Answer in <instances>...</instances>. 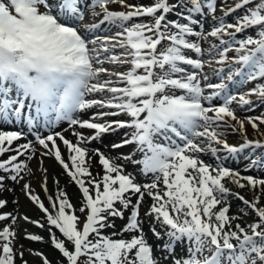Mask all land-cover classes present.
I'll list each match as a JSON object with an SVG mask.
<instances>
[{"label": "snow or ice", "instance_id": "obj_1", "mask_svg": "<svg viewBox=\"0 0 264 264\" xmlns=\"http://www.w3.org/2000/svg\"><path fill=\"white\" fill-rule=\"evenodd\" d=\"M102 26L109 31L99 35ZM202 41L209 47L202 48ZM205 66L218 83L211 82ZM261 81L264 0H234L219 7L217 0H0V123L26 124L31 130L41 122L50 129L67 121L75 142L50 131L36 135V143L45 149L42 156H54L81 193L78 209L59 189L55 197L48 196L46 207L24 183L23 191L46 224L23 219L49 233L59 253L57 264H161L143 230L140 208L148 197L144 217L165 230L164 259L170 264H264V179L224 166L225 160L250 150L246 170L264 168V155L253 158L256 150L264 153V138L247 134L248 125L260 132L264 113L240 118L233 107L252 110L249 97L264 104ZM228 82L256 83L247 92L231 94ZM120 116L126 119H108ZM77 128L92 131L85 135ZM124 128L130 131L112 147L135 145L141 159L133 154L112 158L84 146ZM228 133H239L242 142L230 144ZM22 136L0 130V157L16 153L0 160V171L17 183L28 168L18 158L31 152V160L37 151L31 142L13 148ZM57 139L67 149V160ZM204 153L217 163H207ZM92 157L98 158L103 175L91 172ZM117 159L141 166L152 182L138 183ZM4 179L0 176V188ZM226 182L254 190L252 198ZM41 187L48 193L46 176ZM230 198L242 203L240 214L230 215ZM6 203L0 199V208ZM126 212L125 225L104 234ZM8 219L15 224L17 217L0 214V221ZM150 231L161 238L156 227ZM123 233L131 238H114ZM15 238L11 226L0 230V264H15ZM25 238L44 241L36 234ZM34 254L51 264L42 253Z\"/></svg>", "mask_w": 264, "mask_h": 264}, {"label": "bare ground", "instance_id": "obj_2", "mask_svg": "<svg viewBox=\"0 0 264 264\" xmlns=\"http://www.w3.org/2000/svg\"><path fill=\"white\" fill-rule=\"evenodd\" d=\"M134 0H128L127 3H131ZM112 8L114 9H118L119 7L117 5H111ZM104 26H102L101 28H103ZM230 55H234V53H230ZM107 66V65H106ZM219 67L215 64L212 65V68H216ZM227 69V68H225ZM204 71L206 73H208L210 75V78H212L213 76H211V68L206 67L204 69ZM264 82V81H261ZM256 83V82H255ZM254 84L251 85H247L245 87L246 89H251L252 87L255 86ZM250 99H252L254 101L253 103V109H256V107H258V105L260 106V101L257 100L255 97H249ZM234 109L237 111V116L240 118H244L246 116H257V115H251L250 113L252 112V110H248L247 107H245L244 109H247L245 111H243L242 108H240L238 105H233ZM264 113V107L262 108ZM96 111V109H92L89 110L87 115H84L85 119L88 118L89 115H91L92 112ZM257 111V110H256ZM258 114H261L260 111H258ZM108 119H126V117L124 116H120V117H109ZM5 124V123H3ZM9 125L8 128L10 129H5V131H12V130H20L22 129V127L24 125L22 124H16V123H12V124H6V126ZM64 123L63 121L61 123H58L54 128H50L49 130H44L42 128V132L40 133V136H45L46 132H60L61 128H64ZM45 128V127H44ZM48 129V128H47ZM85 130L87 129H80L79 131H82L85 133V135H88L90 133L85 132ZM72 129L71 130H65L63 133L65 136H70L71 138H73L75 140V137L72 135ZM130 130L127 128L124 129H118L117 132H114L117 137L115 138V142L114 143H120L124 138H125V133L129 132ZM260 133H264V125L260 126V132H257L255 130H253L251 128L250 125L247 126V134L249 139H262L264 137H262L260 135ZM227 139L228 142L230 144H238L240 142H242V139L239 135V133H228L227 134ZM98 142L97 141H93L91 144H87L84 145L87 148H91L95 147ZM58 146L60 147V149H62V143L61 142H57ZM95 145V146H94ZM132 145H126L125 147L129 148ZM33 147L37 150L35 155L33 156V158L31 160L28 159V155H32L31 152H29L28 154L24 155V156H20L18 158V162H24L27 163L28 168L25 169L24 171L21 172V175L24 177V181L21 183V181L19 183L12 181L11 179L8 178L9 173L0 171V176L5 177L4 181H3V187L0 188V199L5 200L7 203L3 208H0V214L2 213H11V212H16L17 209H22V213L23 216L20 219V227L21 228V232L23 235V240L25 241V243L27 244L26 246H24L20 252L18 253V257L21 260H25L24 256L27 258L28 257V261L30 262V264H43L42 263V258L40 256L35 255V252H38L40 249H42V247H46L48 246L47 242H36V241H31L26 239V235L27 234H36L39 235L41 233V229L38 228L36 225L29 223L27 221H25L23 219L24 215L28 216L31 220H36V221H40L41 223H43L42 221H44L45 217L44 214L40 211V209L28 198V195L23 191V184L24 183H28L31 187L32 193L38 196H44L45 201V205H49L48 202V195L47 193L44 192V189L41 187V185L45 182V176H48L50 179V185L52 187V190H63L65 193H68L70 191L71 187H75V183L73 181H71V178L68 177V175L64 172L63 168L59 165V163L55 160L54 156H42L41 153L45 151V149H43L39 144H35L33 145ZM113 151H119L122 148L119 149H115L112 148ZM250 150H245L244 153H241L238 157L235 158H229L225 161H229L232 163H236L239 167V172L241 175H252L255 176V173H261V175L264 177V168L261 167H252V168H247L246 170V166L249 164V160H246L244 157L246 155H248ZM15 152H10L7 156H11V155H15ZM5 155V154H4ZM221 156L224 155V153H220ZM260 155H264V153H261L260 150H256V152L253 154V158H259ZM7 157V158H8ZM201 158L204 159L207 162H215L217 163L216 159L214 157H211L209 154L204 153L201 154ZM91 172L93 173V175L95 176L97 173H100V175H103V168L101 165H98L96 163V161L94 160V157H92L91 161ZM95 167V168H93ZM30 169V171H29ZM44 169H46L47 171L45 172ZM263 173V174H262ZM55 178H59V182H57V184L55 183ZM56 186V187H55ZM233 191L238 192L239 189H237L235 187V185L233 187H230ZM68 189V190H67ZM75 189V188H74ZM247 189H245L246 191ZM258 191V190H256ZM50 194V193H49ZM71 195V194H70ZM77 195H76V199L75 200V207H80V199H77ZM133 201H135V197L133 198ZM145 203H151V200L147 198ZM119 206V205H118ZM242 203L235 199V198H230V212L232 210H234L235 213L240 214L239 213V209L242 207ZM142 215V212H140ZM11 214H15V213H11ZM231 215V213H230ZM142 218V217H141ZM143 218L144 214H143ZM148 220H150V218L147 217ZM114 220H121L120 218H115ZM5 226L1 224L0 226V230H2ZM159 228H161L158 225ZM156 238H154L155 240ZM21 253H23V257L21 258ZM50 260H53V258L49 257Z\"/></svg>", "mask_w": 264, "mask_h": 264}, {"label": "rangeland", "instance_id": "obj_3", "mask_svg": "<svg viewBox=\"0 0 264 264\" xmlns=\"http://www.w3.org/2000/svg\"><path fill=\"white\" fill-rule=\"evenodd\" d=\"M128 0H126L127 2ZM153 0H134L133 2H131L130 4H150L152 3ZM173 2H175V0H173ZM222 3H228V4H231V3H234V0H217V5L219 7V5H221ZM111 7V6H110ZM119 7V6H118ZM112 8V7H111ZM119 10H123V9H119ZM218 14H220L218 12ZM169 19H175V15L174 14H169ZM210 19V18H209ZM227 20L229 22H233V18L230 16L227 18ZM205 30H208L210 28L209 24H205ZM196 30L199 31L200 28L199 26L196 27ZM109 30L106 28V27H103L101 28L100 32L98 33L99 35H104L108 32ZM238 38H241L240 37V34H238ZM194 39V38H193ZM212 42H217L215 41L214 39L212 40ZM201 46L202 48H208L209 47V43L208 42H201ZM230 55V54H229ZM204 59H208L209 56L207 53H205ZM208 67V66H205V68ZM212 70V68H211ZM225 72H227V69H225ZM211 82L213 83H218L219 82V79L216 78V77H212L211 78ZM229 83V89H230V92L231 94H240V93H244V92H247L248 89L245 90V87L247 85H251V84H254L255 82H251V83H248V84H243V85H232L231 82H228ZM264 107V104H260V106L258 105V107H256V109H253L252 112L250 113L251 115H260L258 114V111H260L261 113L263 112V108ZM243 111L247 110V109H244L242 108ZM257 110V111H256ZM236 114H237V111H236ZM82 118H85L84 116ZM65 127H66V130L68 129L71 130L72 128L69 127V124L68 122L66 121L65 123ZM73 130V129H72ZM77 131H79L80 129H76ZM61 131H65L64 129H62ZM92 130H85V132H88V133H91ZM117 132V131H115ZM64 135V133H63ZM65 136V135H64ZM67 139L75 142V140L73 138H71L70 136H65ZM117 137V135L114 133V132H109V133H106L104 134V136L98 140L97 144H95L94 146L95 147H92V149H100L101 152H103L106 156H109V157H112V158H118L122 155H129V154H133V158L134 159H141L142 156L140 154H135L134 153V149H135V145H132L130 146L129 148L127 147H123L122 149H120L119 151H113V147H112V144H114L115 142V138ZM31 142V138H24V139H20L18 144L16 142L13 143V148L17 147L19 144H25V143H29ZM57 142H61L57 139ZM33 144V142H31ZM62 143V142H61ZM91 149V148H90ZM116 148H114L115 150ZM117 150V149H116ZM61 152H62V155L63 157L65 158V160H67V149L64 147L63 143H62V149H61ZM10 152L8 153H5V155H3L2 157H0V160L1 159H7V155L9 154ZM94 160L96 161V163L99 165V161H98V158L97 157H94ZM207 162V161H206ZM116 163L118 164H121L123 165L124 167V171L125 173H130L134 178L135 180L138 182V183H151L152 182V176L151 174H149L148 176H145L143 173H141L139 171V168L141 166H138L134 163H132L131 161H125L123 159H117L116 160ZM209 164H215V162H207ZM60 165V164H59ZM224 166L226 167H229L230 169H233L235 171H238L239 172V167L236 163H232V162H229V161H224ZM95 168V167H93ZM263 174V173H262ZM47 177V188H48V193L47 195H51L53 197H55L57 195V190H52V187L50 185V179L48 176ZM255 178H258V179H264V177L261 175V173H255ZM55 183L57 184V182H59V178H55ZM24 181V179L21 181V183ZM57 181V182H56ZM227 183V182H226ZM227 186L228 187H233L234 185H232L231 183H227ZM56 187V186H55ZM75 188V189H74ZM239 189V188H237ZM245 189H247L245 191ZM245 189H239V193L243 196H245L246 199H251L252 196H253V191L252 189L250 188H245ZM68 190V189H67ZM50 193V194H49ZM68 198H69V201L75 205V200L74 198H76V195H77V199H80L81 197V193L79 192V188L78 186L75 184V187H71L70 188V191L68 193H66ZM71 194V195H70ZM41 198V200L45 203L44 199L42 198H45L44 196H39ZM134 198V197H133ZM148 197H145V200H144V203L141 205V208H140V212H142V219L144 221L143 223V230H144V233L146 234V237L148 239V243L150 245H152L153 247V256L154 258L158 259L161 264H170V261L169 260H165L164 257L166 255H168L167 252H165V250L163 249V245L164 243L167 241V236L164 235V229L163 228H159L158 227V224H154V223H150V220L147 219V217L143 218V214L144 212L147 210L148 206L151 204V203H145L146 200H147ZM150 199V198H148ZM151 200V199H150ZM46 207H50L49 205H45ZM77 208V207H76ZM79 208V207H78ZM77 208V209H78ZM11 213H15L13 216H16L17 217V220H16V223L13 224L11 219H8V220H5V221H0V226L1 224L4 225V226H11V228L16 232V238L13 240V243H12V246H13V251L15 253V264H30V262L28 261V257L25 258V260H20L19 257H18V253L20 252V250L26 246L27 244L25 243V241L23 240V235H22V232H21V228L20 227V219L22 218L23 214L22 213V209H17L16 212H11ZM231 215H238L237 213L234 212V210H232L231 212ZM76 215L77 216H80L81 214L77 211L76 212ZM127 215L128 213L126 212L125 213V219H123V221H120V220H114L115 222V229H105L103 230L104 231V234H108L110 235L113 231H119L124 225L125 223L127 222ZM25 216V215H24ZM247 219V218H245ZM43 223L46 224V219H44V221H42ZM156 227V230L159 231L161 233V238L160 239H155L154 240V236L152 234V232L150 231L151 227ZM40 228V227H38ZM41 230V233L39 234L40 236L44 237V241L43 242H47L48 246L46 247H42V249H40L38 252L42 253L43 256L47 257L49 259V257L53 258V260H50L51 261V264H57V259L59 257V253L57 250H55L51 243H50V239H49V233L47 231H45V229H42L40 228ZM57 235H59V233L57 232ZM131 233H123L121 236L119 237H114V238H123V239H130L131 238ZM175 251L176 253L179 255L180 254V248L179 247H176L175 248ZM43 263V261H42Z\"/></svg>", "mask_w": 264, "mask_h": 264}]
</instances>
